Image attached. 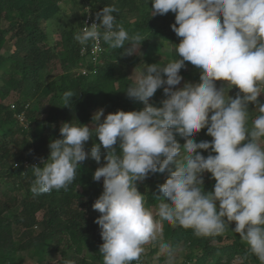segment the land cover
<instances>
[{
    "label": "clouds",
    "instance_id": "9594fccd",
    "mask_svg": "<svg viewBox=\"0 0 264 264\" xmlns=\"http://www.w3.org/2000/svg\"><path fill=\"white\" fill-rule=\"evenodd\" d=\"M151 3L152 16L175 13L171 27L182 38L175 44L182 59L163 66L144 64L135 75L125 92L142 102V109L104 116L100 108L91 126L64 122L60 138L49 143L48 157L32 165L31 191L37 195L67 191L81 163L89 157L99 163L103 148L106 163L93 173V180L103 178V191L92 205L101 214L95 223L103 240L99 248L103 264H133L146 244L159 245L167 253V264H176L174 252L163 242L162 222L191 229L196 237L223 234L235 222L232 230L264 264V103L258 99L264 92V0ZM116 12L115 5L104 6L95 17L90 15L99 23L82 32L81 26L74 39L82 45L102 40L111 49L130 43L122 54L138 52L145 39L129 36L117 25ZM104 51L103 46L91 69L81 66L77 72L96 71ZM185 62L200 70L199 82L177 88ZM217 81L226 84L218 88ZM232 87L238 88L235 97L228 94ZM161 88L166 98L157 107L149 100ZM73 96L71 91L64 94L65 106ZM250 103L258 113L251 124ZM205 128L213 139L196 142L195 135ZM91 137L100 143L86 151ZM209 149L207 157L198 151ZM165 171L169 175L158 186L162 195H155L159 203L154 213L137 181ZM206 172L215 180L211 191L204 190Z\"/></svg>",
    "mask_w": 264,
    "mask_h": 264
},
{
    "label": "trees",
    "instance_id": "16d2710c",
    "mask_svg": "<svg viewBox=\"0 0 264 264\" xmlns=\"http://www.w3.org/2000/svg\"><path fill=\"white\" fill-rule=\"evenodd\" d=\"M60 1L0 0V21H6L4 27L0 24V79H4L0 84V167L5 171L2 175L4 181L10 183L5 189L0 187V264H15L16 254L22 251H30L36 264H41L51 244L53 250H58L62 244L63 249L74 247L77 252L82 246L88 247L91 251L88 257L103 264L99 253L103 240L100 227L95 223L101 214L92 208L99 192V186L93 180L98 166L92 163L81 165L67 191L53 190L39 195L31 191L35 179L32 165L48 157L49 143L60 138L59 129L64 122L91 126L92 112L97 108L114 113L144 107L142 102L130 99L125 92L133 82L127 75L126 61H136L122 54L130 43L111 49L102 41L105 51L101 64L96 65L95 73L84 75L77 72L81 66L88 69L93 67L80 54L82 44L74 39L80 32L86 11L89 9V14L95 17V13L104 6L115 5V23L122 25L129 36L139 34L145 39L140 47L143 48L142 57L148 64L157 62V54H167L175 60L181 58L175 44H179L182 38L171 27L175 23V13L170 11L165 15L152 16L151 0H91L87 9L82 6L84 10L80 18L77 17V24L58 30L59 40L52 41L45 26L60 11ZM7 40L11 42L12 49L5 55L2 49ZM164 42L172 44L175 51H162ZM86 46L88 48L89 45ZM52 71L57 73L55 78L44 82L43 79ZM180 74L183 77L181 87L186 82H199L200 70L190 62H185ZM69 91L74 96L65 106L63 97ZM11 92H16L18 97L12 104H7L5 100ZM165 98L163 89H158L150 102L160 107ZM254 109L255 105L250 103L249 110L253 112ZM21 113L23 122L18 119ZM257 114L255 112L250 117L249 124ZM20 135L24 136L23 145L17 142ZM194 139L200 142L213 138L207 135L205 128ZM177 140L181 145L185 142L184 139ZM93 143H100L99 138L94 137L85 145V150L89 151ZM44 148L48 149V153L42 152ZM198 151L205 156L210 153V149ZM105 155L102 148V161H105ZM9 160L16 165L10 166ZM162 174H149L144 181H137L139 189L145 185L151 188L145 195L146 206L159 203L155 195H162L158 189ZM15 186L23 187L25 193L10 196L9 192ZM37 213H40L39 217ZM15 225L23 229L39 226V230L34 234H25L17 241L13 231ZM234 226L231 224L223 234L207 237H196L191 229L176 226L168 229L166 238L170 239L173 248L182 242L189 249L183 264H190L191 260L192 264H205L210 259L213 264H231L234 257L240 258L237 264H260L239 234L232 230ZM222 241L226 243L221 244ZM77 264L88 263L86 258H82Z\"/></svg>",
    "mask_w": 264,
    "mask_h": 264
},
{
    "label": "rangeland",
    "instance_id": "374dc122",
    "mask_svg": "<svg viewBox=\"0 0 264 264\" xmlns=\"http://www.w3.org/2000/svg\"><path fill=\"white\" fill-rule=\"evenodd\" d=\"M91 0H61L59 3L60 6V11L54 15L47 23H46V32L48 37L52 40V41H57L59 40V31L62 28H70V27H74L77 22L79 21L78 18H80L82 12L84 9H87L89 7ZM84 9H83V7ZM83 9V10H82ZM78 17V18H77ZM0 24L2 27H4L6 25V21L1 20ZM8 37V35H7ZM131 47V45L126 46V48ZM12 49V44L9 40L6 41V45L5 47L2 49V53L5 55H8L10 53ZM162 51L165 52H174V46L172 44H170L169 42H164L161 48ZM142 52H143V48L139 47L138 52L133 53L132 55H127L126 54V58L127 59H135L136 61L132 62L130 60L126 61V65H125V69L127 72L128 77L133 81L135 78V75L141 71L144 67V64H148L147 60H145L142 57ZM155 60L157 61L156 63L160 66H163L164 64H166L169 61H174L175 59L167 54H162V55H156L155 56ZM155 63V62H154ZM188 68V67H187ZM56 71H52L50 73V75H48V77H45L43 80L45 81H49V79L55 78L56 76ZM4 79H0V84L2 83ZM217 87H221L222 85H225L226 82L224 81H217L216 82ZM182 85V81L179 85L175 86L177 88L181 87ZM162 89V88H161ZM227 91V88H226ZM238 91V88L236 87H232L231 89H229L228 94L230 96L235 97L236 93ZM17 93L16 92H11L9 97L5 100V102H7V104H12V102L14 100H17ZM258 99L262 102L264 100V93L262 92L260 94V96L258 97ZM149 103L150 100H149ZM143 104V103H142ZM144 106V104H143ZM98 109H95L92 113L94 114ZM256 112V111H255ZM255 112H251V116L252 117ZM109 112L104 109V116H106ZM211 115V113H210ZM103 116L101 117V120H103ZM24 137V136H23ZM23 137L22 135L17 137V142L20 145H23L24 141H23ZM94 137H91L89 139V141L86 142V144H89L91 141H93ZM176 139H183L181 136H179L177 134ZM205 140V139H204ZM14 149V148H13ZM42 152L48 153V149L44 148L42 150ZM213 155H215V153H212ZM205 156V155H204ZM207 157V156H205ZM94 164L95 166H102L104 163H106L105 161L100 160V162H96L94 159H92L91 157L87 158L84 162L81 163V165H89V164ZM8 164L10 166H15L16 163L9 160ZM3 173H5V171L1 170L0 167V187L1 189H5L6 186H9L10 183H6L4 181L3 178ZM169 175V173L167 171H165L162 175H160V179H161V184H163L166 181L167 176ZM204 190L205 191H211L213 190L214 184H215V180L213 178H211V173H204ZM98 186H99V192H98V197L99 195L102 193L103 191V178H101L100 181H96ZM138 190L141 193H144V195H146V193L148 191L151 190L149 185H145L144 187H142V189ZM25 189L21 186H15L10 192V196H21L23 195L25 192ZM157 204H152L147 206L148 208L152 209L153 212L155 213L156 208H157ZM37 216H40V213H37ZM232 224H235V222H233ZM173 226L169 225L167 222H162V228H163V242L166 243L169 246V249L171 251L174 252L175 257H176V264H183L184 263V259L185 256L188 254L189 249L186 248L184 246V244L182 242H180L175 248H173L171 246V241L170 239H167V232L169 228H172ZM39 230V226L38 227H34L32 229H23L20 225H15L13 228L14 231V237L17 241L21 240L22 238H24L25 234L26 236L28 235L27 233H36ZM226 243V241H222L221 244ZM62 245V244H61ZM60 245V248L58 250H53V245L51 244L48 248V250L45 252L44 257H43V261L41 264H77L78 262L81 261L82 258H86V261L88 264H101L100 262H98L97 260L91 259L88 257V255L91 253L90 249L88 247L82 246L81 250L79 252H77L75 249H73L74 247H72L71 249H63L62 246ZM145 252L142 254L140 261L143 262H148L150 264H167V253L166 252H162L161 248L159 245L153 246L152 244H146L145 246ZM16 261L15 264H36V259L34 256H32L30 251H22V252H18L15 256ZM238 262H240V258L239 257H234L231 260V264H237ZM193 261H190V264H192ZM189 264V262H188ZM205 264H213V260L210 259L209 261H207Z\"/></svg>",
    "mask_w": 264,
    "mask_h": 264
},
{
    "label": "built area",
    "instance_id": "2783aa9c",
    "mask_svg": "<svg viewBox=\"0 0 264 264\" xmlns=\"http://www.w3.org/2000/svg\"><path fill=\"white\" fill-rule=\"evenodd\" d=\"M99 23L98 20H96V18H93L91 17L90 15H86L84 17V20H83V24H82V27H81V32L84 28L88 27V26H91L92 23ZM90 44L87 43L88 48L86 45H82L81 49H80V54L82 56H85L87 58V60L89 62H91L92 64H96L98 61H99V55L100 53L102 52L103 50V46H102V40L99 41V42H96V41H92V40H89ZM81 73L86 75V74H89V73H94L95 72V69L93 68L92 70H87L85 68H81L80 69ZM18 119L20 122H23L24 121V118H23V113L19 114L18 115ZM134 264H147L143 261H136Z\"/></svg>",
    "mask_w": 264,
    "mask_h": 264
}]
</instances>
